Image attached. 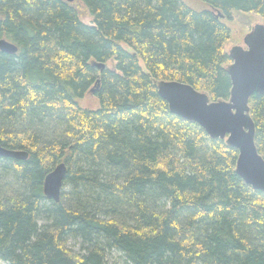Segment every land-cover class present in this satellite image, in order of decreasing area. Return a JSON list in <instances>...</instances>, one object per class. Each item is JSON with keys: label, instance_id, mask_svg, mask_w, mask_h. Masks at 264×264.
Returning a JSON list of instances; mask_svg holds the SVG:
<instances>
[{"label": "trees", "instance_id": "trees-1", "mask_svg": "<svg viewBox=\"0 0 264 264\" xmlns=\"http://www.w3.org/2000/svg\"><path fill=\"white\" fill-rule=\"evenodd\" d=\"M197 1L0 0V39L18 48L0 51V144L28 153L0 157V260L264 264V192L236 174L235 148L171 113L156 86L228 100L229 23L264 22V0ZM92 88L98 107H81ZM248 105L264 159V94ZM61 162L54 202L43 181Z\"/></svg>", "mask_w": 264, "mask_h": 264}, {"label": "water", "instance_id": "water-1", "mask_svg": "<svg viewBox=\"0 0 264 264\" xmlns=\"http://www.w3.org/2000/svg\"><path fill=\"white\" fill-rule=\"evenodd\" d=\"M217 16L223 18L221 13ZM17 50L14 43L0 39L1 52L15 54ZM227 53L231 60L226 68L231 80L228 100L212 101L205 92L176 80L156 82L157 92L171 113L197 123L210 138L225 139L235 148L236 174L253 189L264 192V159L255 145V126L248 105L253 94H264V22L254 24L243 36L242 45L232 46ZM92 64L104 68L102 63ZM94 91L92 88L89 92ZM0 157L25 160L28 153L0 144ZM66 172V165L61 162L45 176L43 193L47 199L59 201Z\"/></svg>", "mask_w": 264, "mask_h": 264}, {"label": "rangeland", "instance_id": "rangeland-1", "mask_svg": "<svg viewBox=\"0 0 264 264\" xmlns=\"http://www.w3.org/2000/svg\"><path fill=\"white\" fill-rule=\"evenodd\" d=\"M189 5L200 8L202 7L197 0H184ZM77 6L78 13L80 18L85 24H91V18L89 17L86 9L81 3H74ZM262 19L259 16L253 14L241 15L239 19H236L234 22H230L229 25L231 27V34L229 40L224 44L225 51L234 46V45H242L243 36L250 31L251 27L256 23H262ZM78 104L81 107L87 108H97L98 100L95 95L91 92L87 93L83 98L77 100ZM75 244V245H74ZM70 246L73 249L78 250L79 245L73 241H70ZM0 264H7L6 262L0 260ZM106 264H129L123 255L117 251L107 252L106 256Z\"/></svg>", "mask_w": 264, "mask_h": 264}]
</instances>
